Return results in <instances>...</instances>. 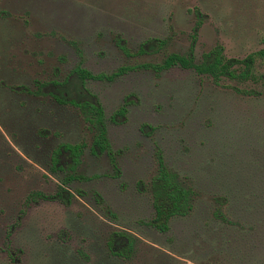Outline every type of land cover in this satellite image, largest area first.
Returning <instances> with one entry per match:
<instances>
[{
  "label": "rangeland",
  "instance_id": "obj_1",
  "mask_svg": "<svg viewBox=\"0 0 264 264\" xmlns=\"http://www.w3.org/2000/svg\"><path fill=\"white\" fill-rule=\"evenodd\" d=\"M152 38L164 48L137 55ZM217 46L234 60L264 49V0H0V264H264V59L245 81L178 66L87 81L118 178L106 155L90 154L92 134L76 110L29 93L79 63L110 73L191 49L200 62ZM123 104L126 116L111 123ZM60 142L85 145L84 179L68 185V206L42 197L61 185L48 169ZM157 150L194 191L191 213L166 234L146 224ZM119 230L135 236L128 259L106 248Z\"/></svg>",
  "mask_w": 264,
  "mask_h": 264
},
{
  "label": "trees",
  "instance_id": "obj_2",
  "mask_svg": "<svg viewBox=\"0 0 264 264\" xmlns=\"http://www.w3.org/2000/svg\"><path fill=\"white\" fill-rule=\"evenodd\" d=\"M164 46L165 42L161 39H148L140 44L136 54H158ZM257 58L264 59V49L246 56L243 60H234L227 59L223 54L222 47L217 46L204 53L200 62L195 61L191 49L187 55L168 54L158 65L124 66L110 73L93 74L79 63L62 81L50 80L39 83L37 90L35 92L29 91V93L34 96L49 97L61 108L71 107L76 110L92 134V142L89 147L90 154L94 157L106 155L112 167L113 176L118 178L120 173L117 161L107 138V119L97 96L85 87L87 81L111 84L128 72L137 69H151L155 73H160L175 66L192 70L198 75L208 76L215 82L223 78L245 81L251 78ZM237 65L240 68L236 69ZM126 113L127 108L123 104L110 116L109 121L117 124L124 119ZM84 151L85 145L83 143L68 142H60L50 151L48 169L59 177L61 185H59L54 196H42L43 198L57 199L64 205H70L73 194L67 188L74 181L84 179L77 173ZM156 162L157 170L148 187V192L152 197L154 216L146 224L166 234L170 230L171 220L187 217L191 213L194 191L176 173L167 168L159 150L156 152ZM93 196L97 203L100 205L103 203L100 195L94 192ZM103 210L105 214L111 216L112 220H116V215L108 207L104 206ZM218 216L222 218L221 213H218ZM134 241L135 236L126 230H119L110 232L105 244L113 258L128 259L133 252Z\"/></svg>",
  "mask_w": 264,
  "mask_h": 264
},
{
  "label": "flooded vegetation",
  "instance_id": "obj_3",
  "mask_svg": "<svg viewBox=\"0 0 264 264\" xmlns=\"http://www.w3.org/2000/svg\"><path fill=\"white\" fill-rule=\"evenodd\" d=\"M203 76H204V75H203ZM49 81H50V80H49ZM42 83H43V82H42ZM38 84H39V83H38ZM38 84H37V85H38ZM37 85H36V90H37ZM31 92H32V91H31ZM34 92H35V91H34ZM70 108H71V107H70ZM49 155H50V154H49ZM49 171H50V170H49ZM55 200H56V199H55Z\"/></svg>",
  "mask_w": 264,
  "mask_h": 264
}]
</instances>
